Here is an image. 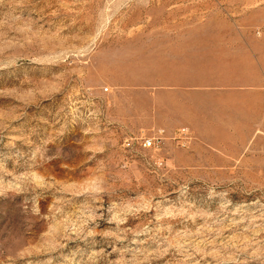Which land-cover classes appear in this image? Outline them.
Returning <instances> with one entry per match:
<instances>
[{
    "label": "rangeland",
    "instance_id": "1",
    "mask_svg": "<svg viewBox=\"0 0 264 264\" xmlns=\"http://www.w3.org/2000/svg\"><path fill=\"white\" fill-rule=\"evenodd\" d=\"M0 264H264V0H0Z\"/></svg>",
    "mask_w": 264,
    "mask_h": 264
},
{
    "label": "built area",
    "instance_id": "2",
    "mask_svg": "<svg viewBox=\"0 0 264 264\" xmlns=\"http://www.w3.org/2000/svg\"><path fill=\"white\" fill-rule=\"evenodd\" d=\"M141 147L144 149H158L159 148L158 138L155 137L143 138L141 140Z\"/></svg>",
    "mask_w": 264,
    "mask_h": 264
},
{
    "label": "crops",
    "instance_id": "3",
    "mask_svg": "<svg viewBox=\"0 0 264 264\" xmlns=\"http://www.w3.org/2000/svg\"><path fill=\"white\" fill-rule=\"evenodd\" d=\"M199 88V86H196V89H198Z\"/></svg>",
    "mask_w": 264,
    "mask_h": 264
}]
</instances>
